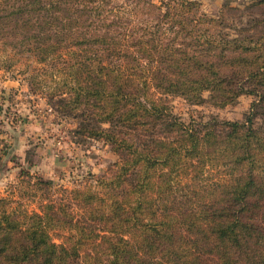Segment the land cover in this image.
Masks as SVG:
<instances>
[{
  "label": "trees",
  "instance_id": "16d2710c",
  "mask_svg": "<svg viewBox=\"0 0 264 264\" xmlns=\"http://www.w3.org/2000/svg\"><path fill=\"white\" fill-rule=\"evenodd\" d=\"M150 8L132 27L93 0H0V52L61 59L48 103L118 158L70 188L20 168L0 197V264H264V37L193 0ZM204 92L253 101L244 121L200 129L166 102Z\"/></svg>",
  "mask_w": 264,
  "mask_h": 264
},
{
  "label": "rangeland",
  "instance_id": "374dc122",
  "mask_svg": "<svg viewBox=\"0 0 264 264\" xmlns=\"http://www.w3.org/2000/svg\"><path fill=\"white\" fill-rule=\"evenodd\" d=\"M165 1L93 0V5L111 8L112 17L134 26L155 19L150 4L157 6ZM193 1L207 16L221 17L227 27H252L249 35L264 37V0ZM60 60L37 64L25 57L11 59L0 52V197L17 183L20 168L55 186L70 188L87 174L103 175L118 161L106 144L81 137L75 122L48 103L50 84L45 81L52 65L60 67ZM33 76L44 81L35 89L28 85V79ZM202 96L206 99L202 105H191L178 97H169L166 102L180 121L200 129L210 119L244 121L253 101L251 96L242 94L233 104L217 108L207 103L208 93ZM260 123L259 118L254 119L253 127ZM217 172L208 171V178L215 180Z\"/></svg>",
  "mask_w": 264,
  "mask_h": 264
}]
</instances>
